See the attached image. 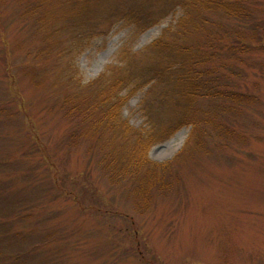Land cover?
<instances>
[{
  "label": "rangeland",
  "instance_id": "obj_1",
  "mask_svg": "<svg viewBox=\"0 0 264 264\" xmlns=\"http://www.w3.org/2000/svg\"><path fill=\"white\" fill-rule=\"evenodd\" d=\"M119 1L102 0L86 15ZM13 2L0 8V264H264V55L219 45L200 64L217 79L215 91L197 101L198 125H181L151 147L148 158L166 167L143 201L133 180L110 182L103 170L119 138L81 123L84 135L71 139L63 102L73 87L57 78L54 58L38 65L54 74L31 82L36 60L27 52L47 31L20 22ZM171 20L139 34L134 51ZM132 30L116 24L75 55L81 82L115 60ZM145 92L122 109L137 129L145 126Z\"/></svg>",
  "mask_w": 264,
  "mask_h": 264
},
{
  "label": "trees",
  "instance_id": "obj_2",
  "mask_svg": "<svg viewBox=\"0 0 264 264\" xmlns=\"http://www.w3.org/2000/svg\"><path fill=\"white\" fill-rule=\"evenodd\" d=\"M7 1L0 0V8ZM13 1L17 8L11 9L21 18L20 22L37 25V31L46 27L47 31L37 39L40 44H33V51L27 52L35 54L36 60L28 68L34 69L31 82L40 86L54 74L48 65L38 68L39 62L54 58L59 68L57 78L73 87L63 102L65 117L74 126L71 139L79 140L84 135L79 129L81 123H89V131H107L119 138L122 145L113 148L110 161H106L108 156L102 158L103 170L110 182L133 180L143 201L158 181L154 175L156 179L166 167V163L148 158L151 147L168 140L181 125H198L197 101L215 91L211 86L217 79L207 78L206 69L200 64L205 66L212 60L211 54L219 45L236 56L240 50L246 55H264V0H120L92 18L86 12L102 0ZM58 12L64 15L65 25L57 24L61 22ZM209 13H219L220 19L211 18ZM168 15H172V20L156 40L143 50L134 51L136 37ZM5 21L0 22L1 29ZM119 23L133 29L131 37L96 79L81 82L74 65L75 55ZM198 34L205 36V41H196ZM3 55L9 60L6 52ZM145 89L140 104L145 126L137 129L123 117L122 109L132 96Z\"/></svg>",
  "mask_w": 264,
  "mask_h": 264
}]
</instances>
